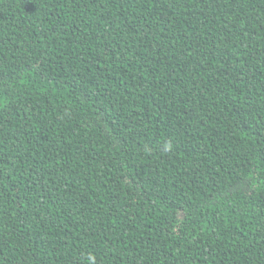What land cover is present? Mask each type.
I'll return each instance as SVG.
<instances>
[{
  "label": "trees",
  "instance_id": "trees-1",
  "mask_svg": "<svg viewBox=\"0 0 264 264\" xmlns=\"http://www.w3.org/2000/svg\"><path fill=\"white\" fill-rule=\"evenodd\" d=\"M264 264V0H0V264Z\"/></svg>",
  "mask_w": 264,
  "mask_h": 264
},
{
  "label": "clouds",
  "instance_id": "clouds-1",
  "mask_svg": "<svg viewBox=\"0 0 264 264\" xmlns=\"http://www.w3.org/2000/svg\"><path fill=\"white\" fill-rule=\"evenodd\" d=\"M89 260L92 262V264H95V258L94 257H89Z\"/></svg>",
  "mask_w": 264,
  "mask_h": 264
}]
</instances>
